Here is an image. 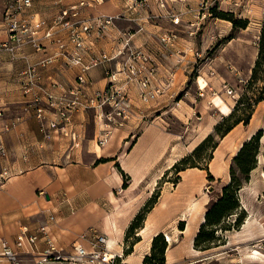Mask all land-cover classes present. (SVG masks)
<instances>
[{
  "label": "crops",
  "instance_id": "obj_1",
  "mask_svg": "<svg viewBox=\"0 0 264 264\" xmlns=\"http://www.w3.org/2000/svg\"><path fill=\"white\" fill-rule=\"evenodd\" d=\"M149 1L150 12L167 15L168 11L159 9L156 0ZM199 1L185 0V5L180 2L174 4L181 19L178 25L162 17L159 21L146 22L144 31L136 33L133 38L136 46L156 53L159 68L155 84L163 88V93L155 101L144 104L137 98L136 89H128L135 111L153 120L152 124L140 130L126 150L129 129L115 132L104 148L97 147L92 111L73 116L72 128L83 138L78 148L71 147V143L57 133L46 140L44 132L48 130V122L55 119V113L46 111L42 121L36 118L29 96H23L19 85L18 73L25 68L26 62L21 58L13 60L8 53L0 50V147L4 149L3 153L0 152V175H4L0 179V243L6 240L12 244L23 227L32 231L39 225L47 224L56 246L70 252L73 240L83 231L93 228L106 234L108 241L113 237L116 239V247L110 248L122 255L124 264H142L149 254L153 237L163 233L170 239L169 242L173 241L165 252V264H178L185 258L179 245L183 241L192 245L204 219L208 199L203 197L198 202L191 200L189 204L183 203L179 198L184 196L189 199L191 195L177 188L163 186L157 202L146 214L137 232L138 240L130 254L124 255L123 245L132 220L176 161L172 159L170 164L165 165V153L178 149L179 140L173 134L164 132L159 121L165 113V104L172 101L182 76L185 77V71L193 62L192 40L188 33H191L190 23L197 19L195 13ZM58 2L48 0L43 3L44 7L39 8L36 4L42 5V2L33 0L29 11L36 18L47 19L61 10ZM102 7H88L84 16L93 18L101 13L124 15L122 20L115 21L105 38L93 42L92 53L104 51L111 55L119 32L137 29L132 21L137 15L127 9L121 0H115L111 13L100 11ZM110 8L107 6V9ZM138 14L145 16L147 12L142 10ZM1 21L0 44L7 39ZM170 31L178 33V40L170 51L184 54L181 66L176 70L172 68L176 56H167L155 43L158 35ZM41 42L45 46L43 52L37 53L30 46L24 47L23 54L29 62L55 52V47L48 41ZM113 64L114 61H111L88 72L87 78L91 82L89 92L106 85V71L112 69ZM42 72L43 86L49 87L54 83L68 89L74 84L79 69L68 67L59 59ZM11 122H16L15 126L5 130ZM101 159L105 161L97 163ZM198 206L200 208L196 211ZM181 222L184 223L183 230L178 229ZM41 248L42 244L38 245V251ZM188 258L191 257L186 255ZM0 264L9 263L0 257Z\"/></svg>",
  "mask_w": 264,
  "mask_h": 264
},
{
  "label": "rangeland",
  "instance_id": "obj_2",
  "mask_svg": "<svg viewBox=\"0 0 264 264\" xmlns=\"http://www.w3.org/2000/svg\"><path fill=\"white\" fill-rule=\"evenodd\" d=\"M46 1L48 0H36V3L42 2V5L36 4V7H44L43 3ZM52 1H59L57 4L61 6V9H66L73 5H77L83 0ZM99 1L100 3H95V7L102 5L103 7L100 11L108 13L113 11L111 9H114L113 4L115 0ZM121 1L125 4L127 9L133 10L135 15H137V17L132 20L137 26V29L128 30L133 34L131 45L144 49L152 58L154 72L149 76L150 89H158V94L154 99L148 102L141 101L139 98L140 86L135 81L125 83V91L129 98L128 89L133 87L136 89V95L139 101L148 104L155 101L163 93V88L155 84V78L159 68L158 57L155 52L142 46H136L133 42V38L136 33L144 31V24L146 22L159 21L162 17L168 18V13L165 12L167 13V15H165L159 12H150L151 3L149 0H147L149 4L148 8L141 6L131 7L125 0ZM133 1L138 5L141 0ZM7 2L8 0H0V20L3 19ZM184 3L185 2H180L179 4L185 5ZM174 4L172 5V10L177 13L178 11L174 7ZM107 6L111 8L107 9ZM86 8L88 7L81 9L82 18H87L84 16V10ZM142 10L147 12L145 16L138 14V12ZM215 10L214 17L212 11V17L206 15L203 18L197 7L195 13L197 19L193 24L190 23L191 33L189 32L188 35L192 40L191 44L194 52L193 62L190 63V67L185 71V77L182 76L181 84H179L178 89L175 90L172 101L165 104L163 109L165 113L162 120L159 121V125L162 126L164 132L170 133L169 135L173 134L174 138L179 140L178 149L174 151L170 149L165 153V165L168 163L170 164L172 159H175L174 165L180 159L190 155L204 138L209 134H214L216 125H218L225 116L229 115L237 101L247 90L251 70L257 57L259 34L262 24H264V0H221ZM219 12L229 13L232 20L246 21V28L233 27L230 20L216 17L215 14ZM103 14L104 13H101L99 15ZM105 15H119V19L116 21L122 20L124 17L121 13ZM150 15H154L156 18H150ZM140 27L142 28L141 30ZM121 32L123 31H120L119 34ZM119 34L115 38L116 48L112 51L111 55L121 47ZM176 35H178V33ZM159 36L161 35L155 38V43L157 46L161 47L164 51L163 53L166 52L165 54L167 56H176L175 63L172 66L173 70H176V68L181 66L184 54L179 51L174 53L170 50L173 49L172 47L178 40V36L175 41L169 45L166 51L158 42ZM99 40L97 39L95 41ZM122 60L121 58L114 60L113 68H109L107 72L115 70L116 62L121 63L123 62ZM108 63H111V61L105 62L102 65ZM170 76H173L172 73ZM257 85L261 86V84ZM246 94L249 99L252 97L253 92H247ZM129 103L132 116L124 122L122 127L117 125L120 119H116L118 121L115 124H110V126L107 127L103 121L99 123L98 113L95 109L89 108L85 110L93 112V124L96 131L94 142L96 145L100 133L102 134L104 132L103 129L112 130L108 143L115 132L129 129L131 132L127 135L125 143L126 150L131 146L133 143L132 140L135 139L140 130L152 124L153 119L142 116V113L135 111L130 98ZM249 103L253 104V99H251ZM252 104V113L248 124L244 125L240 123L236 125L233 128L234 130L232 129V132L230 131L231 133L229 132L230 134L228 133L229 135L227 134L228 136L226 135L223 138L215 134L214 141L217 143V147L213 150L208 145L200 154L201 161L199 162L207 167L206 170L186 168L184 174H182L183 171L176 174V172L170 168L165 172L150 196L151 198L154 193H158L159 197L163 186H165L169 189L177 188L180 192L182 191L191 195L189 199L184 198V196L179 198L183 203L187 202V204H189L191 200L193 202H198L203 197L208 199V202L215 199L220 194L221 188L230 180L229 169L232 165L233 157L237 154L244 142L248 141L257 132L260 133L256 166L250 171L247 181H244L241 188L237 191L239 203L238 213L242 214V222L238 227H232L231 230L218 231L217 235L220 239L217 241V246L205 251L197 250L194 248L193 243L190 245L183 241L179 247L182 254L185 255V258L178 264H264V101ZM75 114L77 113L72 115V121ZM210 154L212 155V159L208 160L207 156ZM209 173L213 177L212 181L209 178ZM177 177L179 178L177 179ZM123 179L125 180V177ZM199 208L200 206L195 210L198 211ZM206 209L207 205L205 206V212ZM235 216L236 214L229 216L227 223H232ZM247 221L251 222L249 230L242 232V228ZM180 224L181 223H178V229H180ZM164 241H167V245L169 246L173 244L172 240L170 242L168 241L167 236H164ZM123 248L125 249L124 245ZM124 255L126 256V254ZM186 255L191 258L186 259ZM24 264L31 263L25 262Z\"/></svg>",
  "mask_w": 264,
  "mask_h": 264
},
{
  "label": "built area",
  "instance_id": "obj_3",
  "mask_svg": "<svg viewBox=\"0 0 264 264\" xmlns=\"http://www.w3.org/2000/svg\"><path fill=\"white\" fill-rule=\"evenodd\" d=\"M125 1L131 7H149L147 0L139 1L138 5L133 0ZM177 2L182 3L185 0H156L159 9L168 11L167 17L174 25L180 23L179 14L172 10V5ZM220 2L221 0H200L198 10L201 16H211L212 10ZM95 3L100 1L83 0L77 5L61 9L50 19H40L29 11L33 0H8L1 21L7 39L0 44V50L8 53L13 60L21 58L26 62L25 68L18 73L23 96H29L30 106L38 120L45 119L46 111H52L56 115L55 119L48 122L44 138L50 140L57 133L75 148L79 147L83 138L72 128L71 118L74 113L93 108L98 113L99 123L103 121L109 127L120 119L117 125L122 127L132 116L125 83L137 82L140 86L139 98L143 102L154 99L158 94V89H150L149 76L154 72L152 58L144 49L131 45L133 34L130 31L119 34L121 47L113 55L91 52L93 42L105 37L119 19V15L105 14L82 18L81 9L92 7ZM149 17L156 18L154 15ZM176 38L175 32H166L159 36L158 42L166 51ZM41 40L52 44L55 52L29 62L28 57L23 54L24 47L30 46L37 53L43 52L45 46ZM117 58L123 59V62H116L115 70L106 71V85L89 92L91 82L87 78L88 72ZM59 59L64 65L79 69L74 84L68 89L54 83L49 87L43 86L42 71ZM15 123L5 126V130L14 127ZM103 131L97 139L99 148L106 146L112 134L110 129ZM0 152H4L3 147H0ZM3 177L1 174L0 179ZM48 228L47 224L39 225L32 231L27 227L21 228L12 244L6 240L1 241L0 257L9 264H124L122 255L109 247L107 235L96 229L90 228L80 233L73 240L70 252H66L56 246ZM40 244L42 248L38 251Z\"/></svg>",
  "mask_w": 264,
  "mask_h": 264
},
{
  "label": "trees",
  "instance_id": "obj_4",
  "mask_svg": "<svg viewBox=\"0 0 264 264\" xmlns=\"http://www.w3.org/2000/svg\"><path fill=\"white\" fill-rule=\"evenodd\" d=\"M213 11V17L215 9ZM221 19H228L232 22L233 27L246 28L247 22L244 20H232L229 13L219 12L215 14ZM258 52L251 70V75L248 80L247 90L237 101L233 110L229 115L225 116L214 129V134H209L204 140L191 152L190 155L177 161L171 169L176 174L184 171L186 168H199L206 170L207 167L200 163L201 153L209 145L211 149L217 147L214 141V135L220 137L226 136L236 125L243 123L248 124L253 104L264 101V24H262L261 31L257 44ZM257 84H261L258 86ZM255 86V87H254ZM247 92H253L252 97L247 98ZM248 99V100H247ZM252 104V105H253ZM260 133L257 132L248 141L244 142L237 154L232 159L230 166V180L221 188L220 194L213 200L207 203V209L204 214V221L200 224L198 231L194 237V248L200 251H205L217 246V241L220 237L217 235L218 231H228L232 227H238L242 222V214L238 213L239 203L237 199V191L241 188L243 182L247 181L249 173L256 166V155L259 149ZM208 160L212 159V155L207 156ZM104 159L98 160L97 163L104 162ZM123 174V178H124ZM179 177H177L178 179ZM209 178L212 181L213 177L209 173ZM126 186V179L123 182V187ZM158 198V193H154L145 205L140 209L137 215L132 220L124 238V254H129L137 242L136 233L142 227L146 214L154 206ZM232 223H227L229 216L235 215ZM180 230H183V222L179 225ZM167 241H164L163 233H159L153 237L151 241L150 253L146 255L142 264H165V252L167 250Z\"/></svg>",
  "mask_w": 264,
  "mask_h": 264
},
{
  "label": "bare ground",
  "instance_id": "obj_5",
  "mask_svg": "<svg viewBox=\"0 0 264 264\" xmlns=\"http://www.w3.org/2000/svg\"><path fill=\"white\" fill-rule=\"evenodd\" d=\"M171 168V167H170ZM204 221V219L202 220V222ZM250 224H251V222L250 221H247L246 222V224L243 226V230H242V232H246V231H248L249 230V226H250ZM115 240L116 239H114V237L113 238H110L109 239V241H108V245H109V247H116V243H115ZM170 239L168 238V241H169Z\"/></svg>",
  "mask_w": 264,
  "mask_h": 264
}]
</instances>
